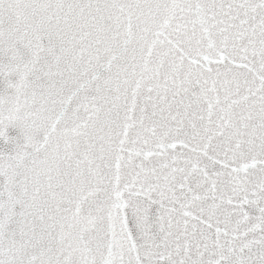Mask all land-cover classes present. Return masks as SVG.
<instances>
[{
	"label": "snow or ice",
	"instance_id": "1",
	"mask_svg": "<svg viewBox=\"0 0 264 264\" xmlns=\"http://www.w3.org/2000/svg\"><path fill=\"white\" fill-rule=\"evenodd\" d=\"M0 264H264V0H0Z\"/></svg>",
	"mask_w": 264,
	"mask_h": 264
}]
</instances>
